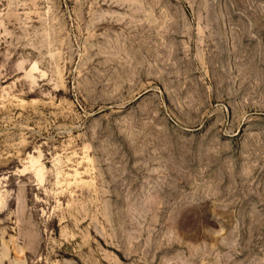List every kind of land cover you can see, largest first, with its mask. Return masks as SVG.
Segmentation results:
<instances>
[{
	"label": "rangeland",
	"instance_id": "rangeland-1",
	"mask_svg": "<svg viewBox=\"0 0 264 264\" xmlns=\"http://www.w3.org/2000/svg\"><path fill=\"white\" fill-rule=\"evenodd\" d=\"M22 263L264 264V0H0Z\"/></svg>",
	"mask_w": 264,
	"mask_h": 264
},
{
	"label": "bare ground",
	"instance_id": "bare-ground-1",
	"mask_svg": "<svg viewBox=\"0 0 264 264\" xmlns=\"http://www.w3.org/2000/svg\"><path fill=\"white\" fill-rule=\"evenodd\" d=\"M41 170H42V169H41ZM38 172L40 173V171H38ZM39 175H40V174H39ZM38 248H39V247H38ZM19 251H20V249H19ZM19 251H18V252H19ZM23 251H24V250H23ZM16 252H17V251H16ZM18 254H20V253H18ZM15 255H16V254H15ZM23 263H24V262H23ZM23 263H22V264H23Z\"/></svg>",
	"mask_w": 264,
	"mask_h": 264
}]
</instances>
